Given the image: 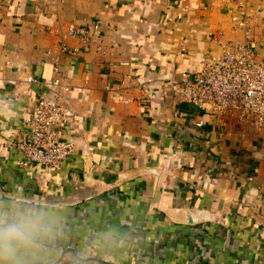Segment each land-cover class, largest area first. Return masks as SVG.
I'll return each instance as SVG.
<instances>
[{"label": "crops", "instance_id": "1", "mask_svg": "<svg viewBox=\"0 0 264 264\" xmlns=\"http://www.w3.org/2000/svg\"><path fill=\"white\" fill-rule=\"evenodd\" d=\"M240 5L263 58L264 0H0V206L52 213L44 264H264V131L176 92L246 40ZM43 94L73 113L56 167L14 146Z\"/></svg>", "mask_w": 264, "mask_h": 264}, {"label": "built area", "instance_id": "2", "mask_svg": "<svg viewBox=\"0 0 264 264\" xmlns=\"http://www.w3.org/2000/svg\"><path fill=\"white\" fill-rule=\"evenodd\" d=\"M247 7L240 5L236 27L243 32L246 40L242 43L228 42L223 51L213 55L199 71L183 72L176 88L178 96L185 102L200 109H207L224 121L236 126H247L264 131V57L252 43V27ZM98 24L92 27L72 26L67 33L89 45L93 33H98ZM62 52L74 54L63 40ZM33 77L27 79L34 83ZM58 84V81L52 83ZM83 93V88H78ZM73 113L59 98L46 94L37 100L33 116L22 122L20 138L15 147L32 163L56 167L73 152V143L65 136L67 125ZM200 127L205 121L199 120Z\"/></svg>", "mask_w": 264, "mask_h": 264}, {"label": "clouds", "instance_id": "3", "mask_svg": "<svg viewBox=\"0 0 264 264\" xmlns=\"http://www.w3.org/2000/svg\"><path fill=\"white\" fill-rule=\"evenodd\" d=\"M59 235L52 213L40 206H0V264H44Z\"/></svg>", "mask_w": 264, "mask_h": 264}, {"label": "water", "instance_id": "4", "mask_svg": "<svg viewBox=\"0 0 264 264\" xmlns=\"http://www.w3.org/2000/svg\"><path fill=\"white\" fill-rule=\"evenodd\" d=\"M84 198H86V197H74L69 202H76V201H79V200H83Z\"/></svg>", "mask_w": 264, "mask_h": 264}]
</instances>
